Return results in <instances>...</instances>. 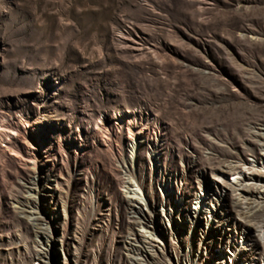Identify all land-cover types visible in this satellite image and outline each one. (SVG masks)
<instances>
[{
    "label": "rangeland",
    "instance_id": "1",
    "mask_svg": "<svg viewBox=\"0 0 264 264\" xmlns=\"http://www.w3.org/2000/svg\"><path fill=\"white\" fill-rule=\"evenodd\" d=\"M0 264H264V0H0Z\"/></svg>",
    "mask_w": 264,
    "mask_h": 264
},
{
    "label": "bare ground",
    "instance_id": "2",
    "mask_svg": "<svg viewBox=\"0 0 264 264\" xmlns=\"http://www.w3.org/2000/svg\"><path fill=\"white\" fill-rule=\"evenodd\" d=\"M257 176H259V175H257ZM246 192L251 193V192H252L251 188H249L248 190H246ZM133 193H134V192L131 191V190H128V192H127V194H133ZM126 198H127V199H130V200L133 199V198H131V197H127V196H126ZM249 218H250V220H254L256 217H255V215H251Z\"/></svg>",
    "mask_w": 264,
    "mask_h": 264
}]
</instances>
